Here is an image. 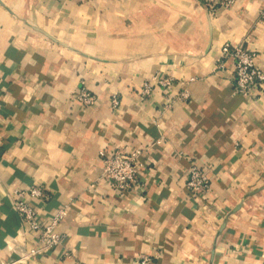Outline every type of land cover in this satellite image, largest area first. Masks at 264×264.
Segmentation results:
<instances>
[{
	"label": "crops",
	"instance_id": "crops-1",
	"mask_svg": "<svg viewBox=\"0 0 264 264\" xmlns=\"http://www.w3.org/2000/svg\"><path fill=\"white\" fill-rule=\"evenodd\" d=\"M226 43L264 69V0L215 14L200 0H0V264H264V96L235 92ZM155 78L173 90L141 100ZM83 85L96 106L77 100ZM116 148L145 164L123 193L99 179L98 152ZM194 162L211 184L199 199ZM33 185L51 192L42 217L68 206L71 259H23L33 237L12 190Z\"/></svg>",
	"mask_w": 264,
	"mask_h": 264
},
{
	"label": "built area",
	"instance_id": "built-area-1",
	"mask_svg": "<svg viewBox=\"0 0 264 264\" xmlns=\"http://www.w3.org/2000/svg\"><path fill=\"white\" fill-rule=\"evenodd\" d=\"M211 14L219 10L231 8L235 0H200ZM222 58H230L233 63L232 79L236 93L246 98L260 99L264 96V69L257 65L255 52L241 44L226 43L221 48ZM221 69L224 64L219 65ZM155 83L145 82L138 95L145 100L153 92V86L173 90L171 78H155ZM179 99L188 97L185 91L174 93ZM172 95V94H171ZM77 100L85 108L96 106L97 97L83 85L77 92ZM119 100L113 97L111 106L119 107ZM102 163L100 180H103L112 190L123 193L139 185V176L145 164L141 160V150L127 151L121 148L100 150L98 152ZM192 162V161H191ZM186 189L193 199L201 198L210 190V178L195 162L191 163L186 172ZM13 211L18 217L21 227L33 237V243L23 250V259L35 262L44 253L59 250L62 258L71 259L73 251L67 244V235L60 229L67 211V205H60L48 216L42 217L37 209V201L48 202L51 192L44 185H33L28 189L12 190ZM156 254H139L134 264H155Z\"/></svg>",
	"mask_w": 264,
	"mask_h": 264
}]
</instances>
